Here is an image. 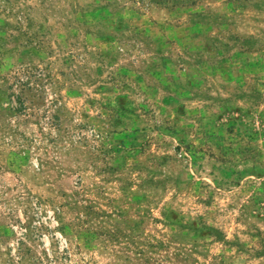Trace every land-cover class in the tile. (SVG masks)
<instances>
[{"label":"rangeland","instance_id":"1","mask_svg":"<svg viewBox=\"0 0 264 264\" xmlns=\"http://www.w3.org/2000/svg\"><path fill=\"white\" fill-rule=\"evenodd\" d=\"M0 264H264V0H0Z\"/></svg>","mask_w":264,"mask_h":264}]
</instances>
